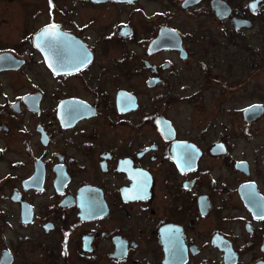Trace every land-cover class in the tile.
I'll use <instances>...</instances> for the list:
<instances>
[{"label": "flooded vegetation", "instance_id": "obj_1", "mask_svg": "<svg viewBox=\"0 0 264 264\" xmlns=\"http://www.w3.org/2000/svg\"><path fill=\"white\" fill-rule=\"evenodd\" d=\"M259 129L264 0H0V264H264Z\"/></svg>", "mask_w": 264, "mask_h": 264}, {"label": "rangeland", "instance_id": "obj_2", "mask_svg": "<svg viewBox=\"0 0 264 264\" xmlns=\"http://www.w3.org/2000/svg\"><path fill=\"white\" fill-rule=\"evenodd\" d=\"M259 44L257 41H256V45ZM256 137L260 138V139H263L264 138V129H259L258 130V134L256 135ZM5 235H4V234ZM12 233V231L9 229V228H5V229H0V236H10ZM3 234V235H2ZM250 252L245 255V258H247L249 256Z\"/></svg>", "mask_w": 264, "mask_h": 264}, {"label": "water", "instance_id": "obj_3", "mask_svg": "<svg viewBox=\"0 0 264 264\" xmlns=\"http://www.w3.org/2000/svg\"><path fill=\"white\" fill-rule=\"evenodd\" d=\"M262 247H264V242H263V244H262ZM255 264H260V263H255Z\"/></svg>", "mask_w": 264, "mask_h": 264}, {"label": "snow or ice", "instance_id": "obj_4", "mask_svg": "<svg viewBox=\"0 0 264 264\" xmlns=\"http://www.w3.org/2000/svg\"><path fill=\"white\" fill-rule=\"evenodd\" d=\"M129 2H130V0H129Z\"/></svg>", "mask_w": 264, "mask_h": 264}]
</instances>
